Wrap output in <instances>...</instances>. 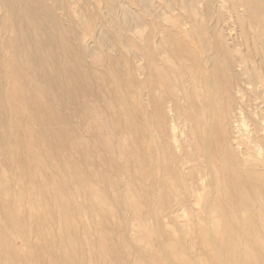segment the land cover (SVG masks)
Listing matches in <instances>:
<instances>
[{
    "label": "rangeland",
    "instance_id": "rangeland-1",
    "mask_svg": "<svg viewBox=\"0 0 264 264\" xmlns=\"http://www.w3.org/2000/svg\"><path fill=\"white\" fill-rule=\"evenodd\" d=\"M5 6L0 264H264V196L187 172L165 109L182 154L229 131L264 154V0H71L31 52Z\"/></svg>",
    "mask_w": 264,
    "mask_h": 264
},
{
    "label": "bare ground",
    "instance_id": "bare-ground-1",
    "mask_svg": "<svg viewBox=\"0 0 264 264\" xmlns=\"http://www.w3.org/2000/svg\"><path fill=\"white\" fill-rule=\"evenodd\" d=\"M16 1L20 5H22V7L24 8V11H25V18H26V20H29V22L28 21L22 22V17L17 18V21H19V23H20V27H22L23 29L26 30V33L24 35V45H23L25 50H27L28 52H31V51L38 50L39 48H44V46H46V45H49L50 47H54L53 46L54 45V37H53L52 30L48 26H46L45 24L47 23V21H51V20L55 24H57L59 16L58 17L56 16L57 12H55L54 9H56L61 3L63 4V3L68 2V1L70 2L71 0H16ZM1 2L6 4V6H5L6 9H9L11 7V0H1ZM5 12H6V10H5ZM28 31H30V32H28ZM21 39H22V37H21ZM201 43H202V41H201ZM0 46H1V43H0ZM7 61H8L7 55H0V65L6 64ZM31 62L39 63V57H36V58L32 57ZM191 62L194 63L195 59L192 58ZM161 64H162V62H161ZM1 72H3V71H1ZM16 73H17V71H16ZM144 73H145V71H144ZM4 75H5V73H4ZM196 76H197V74H196ZM44 77H45V73L42 74V78H44ZM6 78H8V77H6ZM0 82H1V80H0ZM6 82H4V84H2V82H1V84H2L0 86L1 91H5L7 89L8 83H6ZM187 89H189V88H187ZM238 91H239V89H238ZM45 95H46V93H45ZM6 96H3V97H6ZM196 96H197L196 100L199 99L198 95H196ZM26 98H28V97H26ZM5 106H7V105L4 103V101L0 100V113L2 111L6 110ZM165 109H166V113H167L168 118H169L168 125H169V129L171 130V140L174 143V147L176 148L178 153H180V156L182 159L181 163H184L185 165L188 164V167L185 168L187 172L190 171L192 168H194V166L198 162H201L202 160H204V158L209 157V162H210L211 166H213V169L209 170L208 174L210 175V177H214L216 179L215 183H216L217 187H218L219 182H225V183H227V186L224 187L223 191L227 192L229 195L236 196V195H244V194H257V195L264 196V188L260 185H257L258 182L264 183V154H263V148L258 143H253V145H252L253 151H252L249 148V146L244 145V143L241 140H239V138L232 131H229L228 135L223 138V144H220L218 149L215 146L208 148L206 142L204 140H202L200 137L196 138L195 134L193 133L191 135V137L188 136V139H186V143H185V149L191 146L190 151L188 153H185V151H184L182 154L180 151L181 150V143L179 142L178 138L176 137V134L174 133V129L176 128V125L174 123V119L176 117V111H175L173 105L170 103L166 104ZM240 111L242 112V110H240ZM212 125L213 124L211 123V125L209 126V129H208V131H210V133H211ZM39 127L41 128L42 126H39ZM189 129H190V127H189ZM248 142L250 143L251 140H248ZM194 144H199L200 148H198V147L195 148ZM205 147H207V149H206L207 152L204 154L202 152L203 151L202 149H204ZM216 150H217V152L221 151L222 154H225V158H217V159L212 160L211 153H213ZM206 177H208L207 173H201L199 175H195L194 177H192V176L188 177V182H189L188 183L189 184L188 190L190 191L189 193L192 195L193 194L196 195L198 193L197 191L199 188V187H197L198 183L203 182ZM216 190H217V188H216ZM218 190H219V187H218ZM210 195L211 194H209V196ZM248 260H249V257H248Z\"/></svg>",
    "mask_w": 264,
    "mask_h": 264
}]
</instances>
